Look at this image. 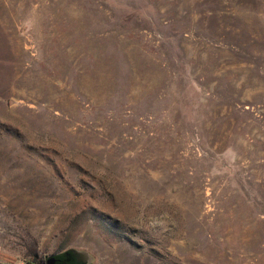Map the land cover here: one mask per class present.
Instances as JSON below:
<instances>
[{
	"label": "rangeland",
	"instance_id": "374dc122",
	"mask_svg": "<svg viewBox=\"0 0 264 264\" xmlns=\"http://www.w3.org/2000/svg\"><path fill=\"white\" fill-rule=\"evenodd\" d=\"M264 264V0H0V264Z\"/></svg>",
	"mask_w": 264,
	"mask_h": 264
},
{
	"label": "water",
	"instance_id": "95a60500",
	"mask_svg": "<svg viewBox=\"0 0 264 264\" xmlns=\"http://www.w3.org/2000/svg\"><path fill=\"white\" fill-rule=\"evenodd\" d=\"M45 264H92L87 253L70 248L59 255L47 257Z\"/></svg>",
	"mask_w": 264,
	"mask_h": 264
},
{
	"label": "trees",
	"instance_id": "16d2710c",
	"mask_svg": "<svg viewBox=\"0 0 264 264\" xmlns=\"http://www.w3.org/2000/svg\"><path fill=\"white\" fill-rule=\"evenodd\" d=\"M37 254H38L37 242L34 241V245L28 247V256L30 257V259L27 261V264H39V262L44 263L43 260L39 261Z\"/></svg>",
	"mask_w": 264,
	"mask_h": 264
}]
</instances>
